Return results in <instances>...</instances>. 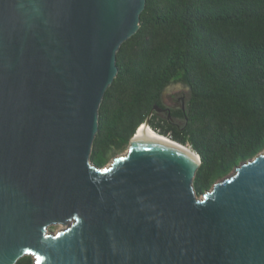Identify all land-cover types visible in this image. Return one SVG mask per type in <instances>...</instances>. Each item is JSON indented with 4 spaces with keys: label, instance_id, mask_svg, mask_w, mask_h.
I'll return each mask as SVG.
<instances>
[{
    "label": "water",
    "instance_id": "water-1",
    "mask_svg": "<svg viewBox=\"0 0 264 264\" xmlns=\"http://www.w3.org/2000/svg\"><path fill=\"white\" fill-rule=\"evenodd\" d=\"M146 3L0 0V264H264V149L202 195L172 138L91 160Z\"/></svg>",
    "mask_w": 264,
    "mask_h": 264
},
{
    "label": "trees",
    "instance_id": "trees-1",
    "mask_svg": "<svg viewBox=\"0 0 264 264\" xmlns=\"http://www.w3.org/2000/svg\"><path fill=\"white\" fill-rule=\"evenodd\" d=\"M117 64L99 109L97 166L129 146L150 114L151 128L201 155L198 195L264 149V0H147ZM176 80L188 86L181 106L153 110L166 108Z\"/></svg>",
    "mask_w": 264,
    "mask_h": 264
},
{
    "label": "rangeland",
    "instance_id": "rangeland-1",
    "mask_svg": "<svg viewBox=\"0 0 264 264\" xmlns=\"http://www.w3.org/2000/svg\"><path fill=\"white\" fill-rule=\"evenodd\" d=\"M187 88H188V86L186 83H184V81H182V80L174 81L165 91V94H164V105H165V107L167 109H170V108L174 109V108L180 107L182 104L181 102L183 101L182 99L184 97V93L187 90ZM167 109L163 111V115H165L167 113ZM176 121H177V123H181L180 120H176ZM168 137L171 138L170 136H168ZM187 146L191 148L190 145H187ZM127 149H128V146L123 151L116 154V156L125 153L127 151ZM114 157H112L109 160V162H107L106 165L110 164ZM65 227H66V225H64V224H56V225L50 226L49 230L56 232V231H59L60 229H63Z\"/></svg>",
    "mask_w": 264,
    "mask_h": 264
},
{
    "label": "bare ground",
    "instance_id": "bare-ground-1",
    "mask_svg": "<svg viewBox=\"0 0 264 264\" xmlns=\"http://www.w3.org/2000/svg\"><path fill=\"white\" fill-rule=\"evenodd\" d=\"M136 137L138 139H162L164 141L172 142L171 138L156 132L153 128H151V126L145 123L139 126L136 132Z\"/></svg>",
    "mask_w": 264,
    "mask_h": 264
},
{
    "label": "flooded vegetation",
    "instance_id": "flooded-vegetation-1",
    "mask_svg": "<svg viewBox=\"0 0 264 264\" xmlns=\"http://www.w3.org/2000/svg\"><path fill=\"white\" fill-rule=\"evenodd\" d=\"M182 102H183V101H182ZM182 102H181V103H182ZM163 111H164V110H162L161 112H163Z\"/></svg>",
    "mask_w": 264,
    "mask_h": 264
}]
</instances>
